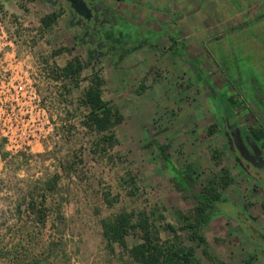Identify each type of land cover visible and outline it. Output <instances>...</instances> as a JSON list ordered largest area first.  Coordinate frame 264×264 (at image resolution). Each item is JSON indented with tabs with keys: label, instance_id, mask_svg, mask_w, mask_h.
Returning a JSON list of instances; mask_svg holds the SVG:
<instances>
[{
	"label": "rangeland",
	"instance_id": "rangeland-1",
	"mask_svg": "<svg viewBox=\"0 0 264 264\" xmlns=\"http://www.w3.org/2000/svg\"><path fill=\"white\" fill-rule=\"evenodd\" d=\"M101 1L128 24L115 33L129 45L134 38L143 45L120 60L87 55L88 43L78 40L80 30L70 25L65 4L0 0L14 51L31 70L54 123L52 131L26 125L23 132L36 129L45 137L15 154L0 134V243L19 224L22 197L57 174L64 221L47 222L44 231L58 235L62 250L42 264H135L118 246L114 252L106 248L101 236V220L122 209L152 210L154 219L161 214V227L174 225L183 244L206 263L198 241L179 228L177 213L194 206L195 192L218 173L219 161L233 182L224 191L228 200L218 203L200 233L224 264L251 256L264 264V177L256 181L238 168L214 126L232 95L244 124L264 131V0H201L203 6L200 0ZM53 10L58 18L44 28L41 18ZM74 56L84 63L77 84L48 70ZM93 72L105 81L103 98L122 115L117 142L105 152L99 134L85 126L87 109L80 103ZM261 143L264 152V137ZM184 165L197 177L182 187L173 173ZM105 189L116 197L111 207L103 201ZM160 235L170 236L162 229ZM136 241L127 238L129 246Z\"/></svg>",
	"mask_w": 264,
	"mask_h": 264
},
{
	"label": "trees",
	"instance_id": "trees-1",
	"mask_svg": "<svg viewBox=\"0 0 264 264\" xmlns=\"http://www.w3.org/2000/svg\"><path fill=\"white\" fill-rule=\"evenodd\" d=\"M57 18L58 13L53 10L42 17L40 22L46 28L55 23ZM140 46H143L142 42L138 47ZM131 51L134 50L122 51L124 53L118 56V60ZM83 68L84 63L74 56L63 66L52 65L48 67V70L54 77L74 80V84H77ZM104 83L103 77L93 72L80 97V103L87 109L84 124L88 129L99 134L102 152L116 144L114 130L122 120V115L116 105L102 96ZM226 110L227 118L228 116L230 118L232 107L229 106ZM218 124H220L219 120L214 123V126ZM219 131L221 133V130ZM251 133L255 139L264 137L262 127L251 130ZM225 146L228 144L226 143ZM229 148L230 146L228 150ZM215 157L216 155L213 154L212 159ZM216 163L219 166L218 173L195 192L194 206L185 212L177 213L181 221L179 228L191 239L198 241L206 263L201 262L191 247L183 244L174 225L165 223L161 227L163 216L157 214L154 219L152 210L146 212L122 209L115 215L102 219L100 222L101 236L105 247L114 252V246H118L135 264H224L223 261L210 254L206 239L200 233L201 227L215 217L214 210L218 203L228 200L224 191L233 182L229 170L221 166L219 161ZM196 177V171L191 165H184L174 170L173 173L174 183L182 187L192 185ZM57 181V174L37 181L31 191L22 197L21 203L16 206L19 224L9 234L7 240L3 244L0 243V264H42L47 257H53L58 250H62L58 235L56 233L47 234L44 231L47 222L56 226L58 222L64 221L61 202L56 191ZM132 192L129 191V193ZM101 193L108 207L115 204L116 197L111 194L110 190L105 189ZM161 229L168 231L170 236L162 239ZM129 236L137 239L131 246L127 243ZM254 260L255 257L251 256L246 258L242 264H255Z\"/></svg>",
	"mask_w": 264,
	"mask_h": 264
},
{
	"label": "flooded vegetation",
	"instance_id": "flooded-vegetation-1",
	"mask_svg": "<svg viewBox=\"0 0 264 264\" xmlns=\"http://www.w3.org/2000/svg\"><path fill=\"white\" fill-rule=\"evenodd\" d=\"M47 1L59 7L65 4L70 25H74L80 30L78 40L88 43V56L108 55L109 58L117 57L118 59L119 55H123L130 49L135 50L141 44V40L134 38V44L129 45L123 36L115 33V27L119 26L120 29L118 30H121L122 26L125 28L128 24L120 22L114 11L101 0H83L84 5L75 4L74 6L69 0ZM233 97L232 95L226 97L230 107H232V116L227 118L225 113L222 116H216L217 121L219 120L221 124H218L219 130H221L225 145L228 144L226 147L230 146L229 152L238 168L246 176L257 181L264 177V152L261 148V138L256 137L255 139L251 133V130H257V128L244 124L236 109V100ZM238 137L243 144L240 148L236 145Z\"/></svg>",
	"mask_w": 264,
	"mask_h": 264
},
{
	"label": "built area",
	"instance_id": "built-area-1",
	"mask_svg": "<svg viewBox=\"0 0 264 264\" xmlns=\"http://www.w3.org/2000/svg\"><path fill=\"white\" fill-rule=\"evenodd\" d=\"M14 50L13 39L0 9V134L10 154L26 150L33 141L45 137L36 129L23 132L26 125L44 124L50 131L54 127L31 70L18 60ZM18 132L25 134L19 135Z\"/></svg>",
	"mask_w": 264,
	"mask_h": 264
},
{
	"label": "water",
	"instance_id": "water-1",
	"mask_svg": "<svg viewBox=\"0 0 264 264\" xmlns=\"http://www.w3.org/2000/svg\"><path fill=\"white\" fill-rule=\"evenodd\" d=\"M69 1L71 2V4L73 6L75 4H77V5H79V4L84 5V1L83 0H69ZM236 145H237L238 148H240L241 146H243L242 141H241V139L239 137L237 138Z\"/></svg>",
	"mask_w": 264,
	"mask_h": 264
},
{
	"label": "crops",
	"instance_id": "crops-1",
	"mask_svg": "<svg viewBox=\"0 0 264 264\" xmlns=\"http://www.w3.org/2000/svg\"><path fill=\"white\" fill-rule=\"evenodd\" d=\"M201 1V0H200ZM202 4V6L204 5V4H206L204 1H201V2H199V5H201ZM201 9H203L202 7H201ZM197 11H199V9L197 10ZM196 13V12H195Z\"/></svg>",
	"mask_w": 264,
	"mask_h": 264
}]
</instances>
